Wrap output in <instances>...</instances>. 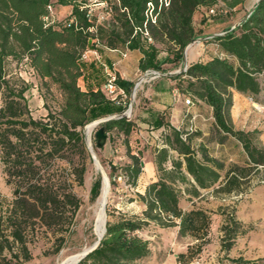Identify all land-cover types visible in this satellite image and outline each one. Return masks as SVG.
Here are the masks:
<instances>
[{
	"label": "trees",
	"instance_id": "16d2710c",
	"mask_svg": "<svg viewBox=\"0 0 264 264\" xmlns=\"http://www.w3.org/2000/svg\"><path fill=\"white\" fill-rule=\"evenodd\" d=\"M94 1L109 20L97 24L89 0H0V164L11 189L9 200L0 196V264H23L29 259L28 236L39 229L61 232L63 223H70L80 202L71 190V180L52 168H57V162L66 161L76 184H80L84 166L80 163L74 167L73 159L85 145L82 128L87 122L120 114L125 109L126 105L118 102L119 94L111 101L100 90L106 79L104 66L114 74L111 66L100 56L98 61H87L81 54L88 50L98 53L100 47L121 52L136 50L140 54L137 69L156 70L162 64L179 62L189 41L208 36H201L194 28L196 9L213 7L215 14L210 17H214L244 2L167 0L164 5L159 0ZM54 3L69 6L68 15L56 19L51 13ZM147 3L152 6L150 15ZM234 23L232 28L210 38L216 45L213 56L186 64L172 79L179 93L190 96L191 100L186 98L188 102L202 101L209 107L217 132L240 144L244 166H232L221 177L222 162L209 156L202 144L190 146L192 131L171 126L165 122L163 112L149 110L140 123L151 129L161 128V145L151 159L154 173L142 185L143 192L137 194L144 206L140 216L120 215L111 223L105 222L97 245L75 264H139L149 254V248L137 231L149 222L176 227L179 237L189 238L191 244L176 259L182 262L191 258L209 241L210 217L193 201L202 197L200 190L230 193L236 190L245 170L264 167V148L251 143L250 132L233 130L226 119L230 90L251 96L262 90L258 76L264 78V0H257ZM8 59L37 78L45 93L50 87L57 91L59 99L53 110L44 102V117H31L23 96L26 86L5 71ZM92 62L97 65L95 68ZM97 68L105 75L101 85L96 79L102 78ZM86 70L88 77L93 78L95 90H82L78 85ZM114 76L115 86L129 94L130 82ZM134 125L133 121L118 117L102 121L100 127L103 133L115 129L126 136ZM129 160L120 170L125 182L135 187L143 163L136 155L130 154ZM100 188V179L96 178L89 187L90 197L99 195ZM180 196L191 203L190 209L178 206ZM227 215L220 226V249L224 252L241 233L240 222L232 214ZM258 261L264 259H231L232 264Z\"/></svg>",
	"mask_w": 264,
	"mask_h": 264
},
{
	"label": "rangeland",
	"instance_id": "374dc122",
	"mask_svg": "<svg viewBox=\"0 0 264 264\" xmlns=\"http://www.w3.org/2000/svg\"><path fill=\"white\" fill-rule=\"evenodd\" d=\"M254 1L244 0L241 6L214 17L207 15L203 8L196 9L193 16L194 28L201 36L205 34L208 36L189 41L179 62L162 64L156 70L145 71H139L131 65L121 71L123 77L130 79V90L137 83L131 100L130 113L127 114L128 116H123L135 124L128 135L123 136L115 129L102 133L100 127L102 121L96 123L90 130H86L88 125L85 129L82 128V133L84 134L85 131L86 140L92 147L108 181L104 203V224L115 221L120 215L140 216L144 207L137 194L143 192L142 185L148 179L146 163L152 159L154 150L161 145V131L140 123V119L147 116L148 111L151 110L152 105L149 102L153 100L151 98L153 90H165V116H163L165 122L170 124V118L173 123L177 120V128L183 130L191 125L190 146L196 148L197 145L202 144L209 156L220 160L223 164L221 177L232 166H244L245 155L240 144L233 137L216 131L211 111L202 101H190L189 104H185L184 100L191 98L178 92L175 87L176 81L172 77L184 69L183 63L186 66L190 62L213 56L216 53V45L210 41V38L232 28L235 20L247 11ZM96 3L94 0L88 2L89 7L93 9L95 22L99 24L102 20H109ZM51 13L54 16L52 7ZM5 71L9 77L26 86L23 96L32 118L39 119L45 116L47 110L43 105L44 102L51 110L56 107L59 99L57 91L50 87L48 93H45L39 80L29 76L25 67L8 59ZM96 79L100 85L103 83V78ZM258 81L262 90L255 96L230 90L231 105L226 119L233 130L250 132L251 143L256 147L264 148V78L258 76ZM117 99L119 103L126 105L124 112L129 104V94L120 93ZM170 107L172 112L170 109L167 110ZM100 132L102 136L96 140L95 135ZM169 152L175 156L173 151ZM130 154L138 156L143 163L135 187L125 182V176L120 170L123 165L130 162ZM73 161L74 167H78L80 163L84 166L80 184H76L75 174L66 161L57 162V168L54 169L53 166L52 169L56 174L65 175L69 181L71 180V190L80 204L70 223L67 225L63 223L65 227L61 232L52 233L49 230L44 232L39 229L27 237L26 248L29 259L23 264H68L75 255L90 247L96 235L101 232V220L94 213L99 195L95 198L89 195V187L96 178L100 179V171L94 166L85 145L83 151L74 156ZM110 166L116 169L111 170ZM243 173L236 190L227 194H212L209 190H200L202 197L193 199L194 205L205 210L210 217L209 241L201 247L199 253L179 262L176 255L184 253L191 240L187 237H179L176 227H160L149 222L137 231V235L147 240L149 248V254L141 259L139 264H232L231 259L237 256L245 260L264 259V167H259L255 171L245 170ZM10 191L0 164V196L9 200ZM178 206L182 210H187L191 208V203L184 196H180ZM227 213L232 214V217L240 222L241 233L236 235L233 245L224 252L220 249V239L223 235L220 226L225 223ZM258 264H264V261H258Z\"/></svg>",
	"mask_w": 264,
	"mask_h": 264
},
{
	"label": "crops",
	"instance_id": "0c3cea01",
	"mask_svg": "<svg viewBox=\"0 0 264 264\" xmlns=\"http://www.w3.org/2000/svg\"><path fill=\"white\" fill-rule=\"evenodd\" d=\"M257 0H255L253 2V4L256 2ZM51 2H54V0H51ZM253 4L247 9L249 10ZM53 13H54V17L56 19H62L65 16L68 15V13L70 12V7L69 6H60L57 4H53L52 7ZM119 50L116 49H109V48H105V47H100L98 50V54L100 56V59L105 62L108 66H111V70L114 72L115 75H117L120 79L123 80H127L130 81L129 78H125L122 76L121 71L125 70L128 66L133 65L136 69V64H137V60L140 57V54L136 51V50H126L125 51V57H121L119 54ZM131 55V58L129 59ZM133 63V64H132ZM86 65V64H85ZM91 65L95 68L97 65L95 63H91ZM99 70V74H101V77L104 78L105 75L103 74V72L97 68ZM87 70L85 71L86 75H84L83 77L78 79V85L80 86V88L82 90L86 89V88H92L93 90H95L96 88L94 87V81L93 78L88 77L89 75H87ZM173 89H171L172 91ZM151 98L153 100H151V102H149V104H151V110L150 111H155V112H163V114L165 115V90L162 89H158V90H153L152 94H151ZM158 103V104H155ZM168 104V103H167ZM175 105H172V107ZM172 107L167 108L172 110ZM179 111H180V106L178 107ZM171 116V115H170ZM177 122V120H176ZM176 122L173 123L171 118H170V125L176 127ZM158 130L161 131V128H158ZM145 168L147 169V178L149 179L150 176L153 175V163L151 162V160L149 162L146 163ZM147 179V180H148Z\"/></svg>",
	"mask_w": 264,
	"mask_h": 264
},
{
	"label": "built area",
	"instance_id": "2783aa9c",
	"mask_svg": "<svg viewBox=\"0 0 264 264\" xmlns=\"http://www.w3.org/2000/svg\"><path fill=\"white\" fill-rule=\"evenodd\" d=\"M160 1H162L164 5L167 4V0H159V2ZM102 5H105V4H102ZM146 5H147V8H148V15H150L149 14V11L151 10L152 6H151L150 3H147ZM47 9L50 11V7L49 6H47ZM205 11H206V14L209 15V16L215 14V11H214V8L213 7L207 8ZM44 20L45 21H48L47 17H44ZM151 21L153 22V19H151ZM119 54H120V56L122 58L125 57V52H121L120 51ZM81 58L83 60H87V61L90 60V59H93L95 61H98L99 60V55H98L97 51H95V50H88V51H84L81 54ZM104 72L106 74V79H105V82L100 87V90L102 91V93L109 100L114 101L116 95L122 93V91H121V89H119V88H117L115 86V84H114L115 76L105 66H104ZM184 103L185 104H189V102H188L187 99L184 100ZM192 118H194V116H192ZM187 130H189V131L192 130L191 125H189V127L187 128ZM182 138H184V136H182Z\"/></svg>",
	"mask_w": 264,
	"mask_h": 264
},
{
	"label": "water",
	"instance_id": "95a60500",
	"mask_svg": "<svg viewBox=\"0 0 264 264\" xmlns=\"http://www.w3.org/2000/svg\"><path fill=\"white\" fill-rule=\"evenodd\" d=\"M186 46H187V45H186ZM186 46L183 48V52H182L183 55H184V50H185ZM183 66L185 67V63H183ZM136 84H137V83H135V84L132 86V88H131V90H130V92H129V104H128L126 110H125L123 113L116 114V115H110V116H107V117H104V118H101V119L93 120V121H91V122H94V123L96 124V123H98V122L105 121V120L110 119V118H118V117L128 116L129 114L126 115V112L130 113V110H131V100H132V98H133V96H134V91H135ZM101 132H102V129H101ZM101 132H100V134L97 133V134L95 135L96 140H98V139L102 136V133H103V132H102V133H101ZM83 140H84V144H85V146H86V148H87V150H88V153H89V155H90L91 160H92V161L95 160V161L97 162V160H96L95 157H94V153H93L92 149L86 144V140H85V135H84V134H83ZM101 180H102V174H101V171H100V182H101ZM105 180H106V184L108 185V181H107L106 176H105ZM104 231H105V228H104V223H103L102 230H101V232H100L98 235H96V239H95V241L93 242V244H92L90 247L83 249V250H82L80 253H78L77 255H75V259H74V261H73L72 264H75L80 258H82L87 252H89L90 250H92V249L97 245V243H98L99 240L101 239V237H102Z\"/></svg>",
	"mask_w": 264,
	"mask_h": 264
},
{
	"label": "bare ground",
	"instance_id": "6f19581e",
	"mask_svg": "<svg viewBox=\"0 0 264 264\" xmlns=\"http://www.w3.org/2000/svg\"><path fill=\"white\" fill-rule=\"evenodd\" d=\"M155 73V72H153ZM129 114L128 112H126V115ZM88 125V126H87ZM95 125L94 122H89L88 124H86L84 126V129L86 127V130H90L91 127H93ZM84 135H85V131H84ZM89 138V137H88ZM85 140H86V136H85ZM86 144L92 149V147L88 144L87 140H86ZM95 157V155H94ZM96 159V157H95ZM97 160V159H96ZM94 166L98 167L99 171H101V174H102V180H101V190H100V194L97 198V201H96V211L94 212L96 214V216H98L100 218V227H101V230H102V227H103V221H104V203H105V199H106V195H107V184H106V180H105V175L103 174L102 170H101V167L99 165L98 162H96L95 160L92 161ZM75 258H72L68 264H72L73 261H74Z\"/></svg>",
	"mask_w": 264,
	"mask_h": 264
}]
</instances>
